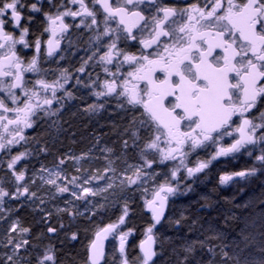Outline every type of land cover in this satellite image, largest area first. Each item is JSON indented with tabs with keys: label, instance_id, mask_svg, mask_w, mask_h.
<instances>
[{
	"label": "snow or ice",
	"instance_id": "1",
	"mask_svg": "<svg viewBox=\"0 0 264 264\" xmlns=\"http://www.w3.org/2000/svg\"><path fill=\"white\" fill-rule=\"evenodd\" d=\"M43 3L0 0V226L6 225L0 248L7 249L0 252V264H58L54 246L37 251L28 238L30 226L15 213L30 207L42 214L47 232L55 234L59 229L48 222L52 212L45 206L65 194L67 207L57 206L56 212L88 220L116 202H110V197L124 200L115 222L95 226L85 264L105 261L104 241L110 236L119 240V264H153L158 255L154 229L165 219L170 197L194 191L189 180L195 183L201 173L207 177L205 170L214 161L242 150L255 163L220 175L219 184L264 173V0H192L183 5L166 0H47V10ZM25 9L44 17L42 31L32 33V40L28 24L35 16H26ZM70 28L90 33L88 47L75 73L58 69L57 76L56 70L42 65V45L46 46L43 56L54 57ZM29 49L34 54L25 58ZM81 87L95 97V102L83 107L85 114L113 104L131 116L119 133V156L114 158L112 148L101 147L106 163L89 171L82 161L90 164L96 158L93 150L101 139L97 136L80 156L65 153L57 157L54 167L43 162L39 169L30 166L29 158L39 160L52 153L50 143L55 137L43 141L26 130L43 120L54 133L67 131L60 117L71 101L84 100L78 92ZM13 148L18 150L13 153ZM129 148L135 150L137 163L127 162ZM201 151L208 158L200 156ZM68 160L79 175L64 167ZM45 186L46 195H39ZM128 190L141 193L152 221L139 244L142 255L131 262L126 244L132 230H119L129 215L128 198L121 195ZM94 197L100 201L90 199ZM74 201L83 202L82 211ZM258 203L264 205V195ZM258 218L259 226L255 219L250 225L254 231H242L240 240L230 243L211 226L202 229L177 253L178 264H264V232L260 231L264 212ZM184 219L181 212L178 219L168 218V223L180 226ZM70 239L77 240L76 232ZM217 239L219 245L212 242ZM252 248L259 255H253Z\"/></svg>",
	"mask_w": 264,
	"mask_h": 264
},
{
	"label": "trees",
	"instance_id": "2",
	"mask_svg": "<svg viewBox=\"0 0 264 264\" xmlns=\"http://www.w3.org/2000/svg\"><path fill=\"white\" fill-rule=\"evenodd\" d=\"M81 96L84 97V100H81L83 108L89 102L86 103L84 92ZM60 120L67 131H61L57 134L47 127L41 126L35 132L34 136H38L41 140L50 141L52 137H55V142L50 143L51 154L48 156L42 155L39 160L31 158L28 161L30 166L34 165L35 168L39 169L41 162H43L47 167H54L58 162L57 157L65 153L80 156L93 146L95 137L99 136L101 138L100 143L93 150V156L96 158L90 164L87 162H84V164L89 171H95L97 168L102 169L106 161L101 158L105 154L100 151V148H112L114 158L119 156L122 150V138L119 133L130 123V120L124 115L114 114L100 119L91 118L83 111L78 112L74 106H70L66 113L61 114ZM71 162L72 160H68L64 166L70 174L77 175L74 172L75 169L71 167ZM127 162L129 164L138 162L135 150L132 148L127 151ZM116 164L118 167H123V162L120 160H116ZM190 184H192L194 191L190 192V195L174 196L170 202L166 219L155 228L156 252L158 255L153 264H178L177 253L182 250L186 240L196 238L197 235H200L202 229L204 231L209 230V226L212 230L221 233L225 242L230 243L233 240H240L242 231H254L250 227L254 219L257 226L260 224L258 214L264 212V205L259 204L258 199L264 195V184L259 180L252 181L247 188L238 186L229 189L220 185L216 177L210 173L208 177L203 176L197 179L195 183ZM117 192L119 193V189H117ZM38 194L45 196V189H40ZM121 195H126L128 198L129 215L123 227L125 231L131 229L133 233L127 247L128 260L131 262L140 256L138 243L144 230L151 224V219L144 208V197L139 191L133 193L128 190L126 193H121ZM95 200L100 201V197ZM109 200L110 202H116L110 203V206L104 212L92 217L91 220L77 215L75 222L71 224L63 221L67 218V213L58 214L56 212L57 206L60 208L67 207L64 203L65 200L62 201L58 198L50 201L45 206L52 212L48 222L59 229L54 237L47 234V224L41 222L42 214L33 212L30 207L21 208L15 215L21 219L25 226H30L31 235L28 238L31 245L41 248L44 242L48 241L50 245L55 247L57 258L60 261L58 264H85L86 250L93 237L95 226L97 224L105 226L108 223L115 222L121 214L124 200H117L116 197H110ZM244 204L249 206L247 208L238 207ZM80 208L82 211L84 205L81 204ZM181 212H183L185 219L180 226L175 225V223H168V218L178 219ZM193 221H197V223L193 224ZM61 224L64 225V228H60ZM5 228L6 225L1 226L0 239H6ZM260 231L264 232V228H261ZM72 232L77 234V240L75 241L70 239ZM200 238L203 239V236L201 235ZM212 242L216 245L220 244L219 239ZM250 251L253 255H259L255 248L250 249ZM112 257H118V254L110 245L107 248L105 259L107 264L115 263L112 261Z\"/></svg>",
	"mask_w": 264,
	"mask_h": 264
},
{
	"label": "flooded vegetation",
	"instance_id": "3",
	"mask_svg": "<svg viewBox=\"0 0 264 264\" xmlns=\"http://www.w3.org/2000/svg\"><path fill=\"white\" fill-rule=\"evenodd\" d=\"M29 2H31V0H29ZM167 3H176V4H185V3H190L192 2V0H166ZM43 8L45 10L48 9V4H47V0H44L43 3ZM25 15H32L35 16V19L32 21L31 24H28V27L30 28V35L28 37L29 40L33 39V36L31 35L32 33L35 34H39L42 31L43 25H44V17L42 14L40 13H29L27 12V9H25ZM68 22H71V18H67ZM78 22V21H77ZM22 24H27V20H23ZM90 33L87 32L86 30H84L83 28L81 29H76V28H70L68 33L65 34V37L63 39H61V43H60V49L55 53L54 57L52 58H47L43 56V52H44V45H42V52H41V61H42V65L45 68H49L52 70H56L55 71V75H59V71L58 69H68L70 72L75 73V69L77 67H79L80 63H81V57H83L85 55V49L88 47V37H89ZM48 38V34L45 33L43 36V39H47ZM69 38L71 39L72 43L71 45H69ZM22 48V46L17 45V49L20 50ZM133 51H135L136 49L133 48ZM3 50H0V53H2ZM33 50L29 49L26 50L24 52V56L25 58L31 57L33 55ZM63 56V59H60V57ZM46 61V63L44 62ZM58 61V63H57ZM89 71H91V69H89ZM96 71H100L99 68L96 69ZM101 75H103V73H101ZM157 75H160L159 73H157ZM29 78L31 76V74H28ZM47 79L51 80L53 79L52 75H48L46 77ZM73 82H70L68 85H66L67 88H72ZM91 90L90 89H86V88H79L78 92L79 95L81 96V94L84 92L86 94V103L89 102V104L95 102V97L89 95V92ZM56 105L54 104L53 107H55ZM70 106H74L77 109V106L80 107V111H82V104H81V100L77 99V100H73L71 101L65 108L64 113H66V111L68 110V108ZM87 105H84V107ZM114 114L116 115H124L126 116L127 119L131 120V116L128 114H125L124 112L117 110L114 108L113 104H110L106 110H101L98 113H91V114H87L89 117H93V118H97L100 119L104 116H113ZM138 115V113H137ZM47 127V125L44 123V121H40L33 129H28L26 130V134L29 136H34L35 132L41 127ZM48 128V127H47ZM27 147H31V145H28ZM18 149L17 148H13V153H15ZM209 152L211 151V149L208 150ZM258 154V153H257ZM2 155V154H0ZM199 155L204 157V158H208L206 153L201 151L199 152ZM195 157L190 158L191 160H194ZM29 160H31V158H29ZM72 163V162H71ZM255 163V159L254 157H248L245 152L242 150L241 153L235 154V156H229V157H221L218 160L214 161L213 164L210 166L209 169H206L205 171L208 173L207 177L210 175V173H212L217 181L219 182V176L220 175H226L235 171H240V170H246L248 167H250L251 165H253ZM167 167V166H164ZM72 175V174H71ZM205 176L204 173H201L200 175H198V179ZM206 177V176H205ZM255 180H259L260 182H262L264 184V173H257L256 177H250L248 180H241L240 178H235L234 182H230L227 185H222L225 186L226 188H234V187H243V188H247L249 187V185L252 183V181ZM193 183V181L188 182ZM46 193V192H45ZM173 197H170L169 199V204L167 207V214H168V210L170 208V202L172 200ZM60 200H66L68 199V197L64 196V197H59ZM17 202H13V204H15ZM74 203L76 205H80L82 204L80 201H74ZM145 208V207H144ZM81 210V208H80ZM146 210V209H145ZM147 211V210H146ZM147 213L150 216L151 219V214L147 211ZM166 214V216H167ZM166 219V217H165ZM76 220V216L75 218H73L72 216H69L67 214V218L63 219V221L68 222L69 224L74 223ZM127 220V218H126ZM126 223V221H125ZM152 223V221H151ZM47 227V225H46ZM157 227V226H156ZM1 229V226H0ZM145 231V230H144ZM154 233H155V229H154ZM49 236L54 237L56 236L57 233L52 234V233H47ZM133 235V233H132ZM93 239V237H92ZM140 244V243H139ZM138 244V247H139ZM50 245V242L46 241L44 242V245L41 246V248H37V251H42L44 250L47 246ZM129 245V242H127L126 244V249ZM110 246V245H109ZM55 248V247H54ZM119 249V247H118ZM7 251V249H3L0 248V252H5ZM139 252V250H138ZM57 254V251H56ZM117 254L118 250H117ZM140 254V253H139ZM157 258V257H156ZM87 259V256H86ZM58 262L59 259H58Z\"/></svg>",
	"mask_w": 264,
	"mask_h": 264
},
{
	"label": "rangeland",
	"instance_id": "4",
	"mask_svg": "<svg viewBox=\"0 0 264 264\" xmlns=\"http://www.w3.org/2000/svg\"><path fill=\"white\" fill-rule=\"evenodd\" d=\"M82 163H84V161H82ZM72 164H73V161H72ZM72 164H71V165H72ZM64 167H65V166H64ZM71 167H73V166H71ZM72 169H75V168L73 167ZM74 172L77 173L76 171H74ZM79 174H80V173H77V175H79ZM72 175H75V174H72ZM109 175H110V173H109ZM198 175H200V174H198ZM188 182H191V180H189ZM95 183H96V182L94 181L93 184L95 185ZM99 183L102 185V184L104 183V181H99ZM47 188H48V186H45V187H44L46 193H47ZM64 196L68 197L67 194H65ZM64 196H61V197H64ZM96 198H97V197L90 198V199H94V200H95ZM149 198H150V195H149ZM78 202H79V201H78ZM80 202H81V201H80ZM81 203H82V205H84L83 202H81ZM119 230H120V231H125V229H124L123 226L120 227ZM144 234H145V231H144V233H143L141 239L139 240V243H140L142 240L145 239V235H144ZM131 237H132V235H130V236L128 237L127 242H129V241L131 240ZM139 243H138V244H139ZM109 245L112 246V249H113V250L115 249V251H117V250H118V247H119V240H118V237L113 236V238H111V240H110ZM126 256H127V259H128L127 249H126ZM119 257H120L119 254H118V257H115V258L112 257V261L115 262L114 264H119Z\"/></svg>",
	"mask_w": 264,
	"mask_h": 264
},
{
	"label": "water",
	"instance_id": "5",
	"mask_svg": "<svg viewBox=\"0 0 264 264\" xmlns=\"http://www.w3.org/2000/svg\"><path fill=\"white\" fill-rule=\"evenodd\" d=\"M166 214H167V208H166V210H165V217H166ZM164 220H165V219H164ZM164 220H163V221H164ZM163 221H162V222H163ZM122 226H123V225H121L120 227H122ZM112 237H113V236H110L108 240L104 241V245H105V253H106V250H107V245H108V243H109V241L111 240ZM93 238H94V237H93ZM154 249H155V251H156V243H155V245H154ZM138 250H139L140 255H142L141 252H140L139 247H138ZM118 253H119V249H118ZM119 254H120V253H119ZM156 257H157V256H156ZM156 257L154 258L153 263L155 262ZM105 258H106V255H105ZM103 263H104V261H102V264H103Z\"/></svg>",
	"mask_w": 264,
	"mask_h": 264
},
{
	"label": "bare ground",
	"instance_id": "6",
	"mask_svg": "<svg viewBox=\"0 0 264 264\" xmlns=\"http://www.w3.org/2000/svg\"><path fill=\"white\" fill-rule=\"evenodd\" d=\"M205 180V179H204ZM207 187V186H206ZM190 195V194H189ZM189 197V196H188ZM252 199H253V197H252ZM263 206V205H262ZM188 211V210H187ZM243 211V210H242ZM235 215V214H234ZM256 218V217H255ZM223 232V231H222ZM183 237V236H182Z\"/></svg>",
	"mask_w": 264,
	"mask_h": 264
}]
</instances>
